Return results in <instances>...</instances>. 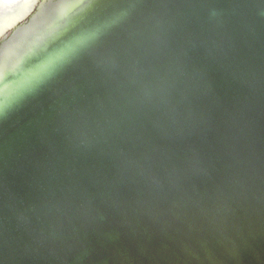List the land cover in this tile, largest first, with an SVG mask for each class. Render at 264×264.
Masks as SVG:
<instances>
[{"label":"water","instance_id":"obj_1","mask_svg":"<svg viewBox=\"0 0 264 264\" xmlns=\"http://www.w3.org/2000/svg\"><path fill=\"white\" fill-rule=\"evenodd\" d=\"M67 3L0 0V264H262L264 0H95L31 56Z\"/></svg>","mask_w":264,"mask_h":264},{"label":"snow or ice","instance_id":"obj_2","mask_svg":"<svg viewBox=\"0 0 264 264\" xmlns=\"http://www.w3.org/2000/svg\"><path fill=\"white\" fill-rule=\"evenodd\" d=\"M93 2H95V0H68V3L66 5V13L64 17L67 19V23L64 24L62 28H57L56 30L49 33L42 47H38L37 49L33 50L30 53V55L39 58V56L42 54V51L46 50L48 43H55L56 41L61 40L63 37V33L68 31L73 23L68 13L72 12L76 8L90 5ZM88 38L90 37H81L79 39L71 41L68 45L62 48L57 55L49 57L46 60V62L43 65L44 70L46 72L54 71L60 63H62L67 57L71 56L79 47H81ZM18 70H19V63L11 68L7 67L6 65L0 64V82H2L9 74H17ZM38 80L39 77L34 76L29 80H27L26 84L28 86H31L37 83ZM262 264H264V260H262Z\"/></svg>","mask_w":264,"mask_h":264}]
</instances>
